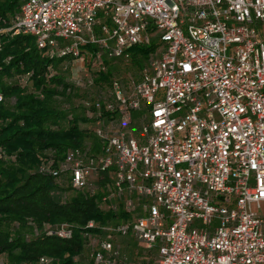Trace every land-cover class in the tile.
Here are the masks:
<instances>
[{
	"label": "built area",
	"instance_id": "2783aa9c",
	"mask_svg": "<svg viewBox=\"0 0 264 264\" xmlns=\"http://www.w3.org/2000/svg\"><path fill=\"white\" fill-rule=\"evenodd\" d=\"M6 30L33 35L88 89L71 102L96 139L50 149L37 170L60 201L80 191L125 214L85 235L93 264H139L115 234L156 264H264V0H22ZM135 46L155 48L121 76L114 60Z\"/></svg>",
	"mask_w": 264,
	"mask_h": 264
},
{
	"label": "trees",
	"instance_id": "16d2710c",
	"mask_svg": "<svg viewBox=\"0 0 264 264\" xmlns=\"http://www.w3.org/2000/svg\"><path fill=\"white\" fill-rule=\"evenodd\" d=\"M21 5L0 0V90L6 98L0 103V255L5 264H81L85 235L103 233L102 225L125 214L102 210L94 196L80 191L60 201L52 193L54 177L37 170L50 149L63 158L70 147L96 138L82 126L89 121L83 109L68 106L79 92L61 68L63 59L47 56L33 35L6 30ZM154 48L133 47L132 62L142 67ZM90 221L97 225L89 227ZM63 222L75 225L72 238L47 232L48 225Z\"/></svg>",
	"mask_w": 264,
	"mask_h": 264
},
{
	"label": "rangeland",
	"instance_id": "374dc122",
	"mask_svg": "<svg viewBox=\"0 0 264 264\" xmlns=\"http://www.w3.org/2000/svg\"><path fill=\"white\" fill-rule=\"evenodd\" d=\"M114 61L113 65H116L115 69L118 74L121 76H129L131 73H135L137 75L138 67L137 65L132 62V61H124L121 58H117ZM73 67V66H72ZM74 73V70L72 71ZM73 81L71 80V83ZM94 87H89L90 90H92ZM97 89V88H95ZM79 92L80 91H87L88 89L86 88H79L77 89ZM70 107L76 106V100H72L71 103H68ZM62 106V103L59 104ZM68 105V106H69ZM60 106V107H61ZM64 106V104H63ZM77 107V106H76ZM79 108V107H78ZM134 119L138 120L139 117L141 116V113L136 111L133 114ZM85 128H88L89 130L92 131L93 125H82ZM95 137V136H94ZM116 243L120 244L122 248L123 254L127 257L128 261H135L138 262L139 264H156V259H157V251L156 250H150L146 251L145 248H143L134 238L131 237H121L117 234H115L114 237ZM92 252H93V243H87L82 254L79 256V262L81 264H87L90 262L92 258ZM7 261L6 255H0V264H5Z\"/></svg>",
	"mask_w": 264,
	"mask_h": 264
}]
</instances>
